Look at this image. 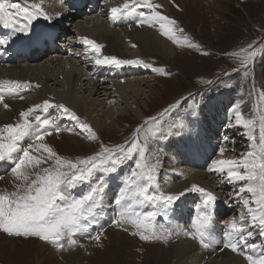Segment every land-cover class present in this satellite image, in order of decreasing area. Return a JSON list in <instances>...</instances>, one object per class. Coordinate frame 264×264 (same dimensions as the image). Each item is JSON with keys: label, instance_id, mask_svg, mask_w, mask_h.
<instances>
[{"label": "snow or ice", "instance_id": "obj_1", "mask_svg": "<svg viewBox=\"0 0 264 264\" xmlns=\"http://www.w3.org/2000/svg\"><path fill=\"white\" fill-rule=\"evenodd\" d=\"M42 3L43 0L40 3L24 0L23 4L0 0V24L12 29L14 33H27L34 20L40 17L51 19ZM161 8L162 5L154 0H125L109 11L113 21L135 17L138 25L158 28L163 36L175 43H182L181 38L189 40V37L183 35L184 30L178 22L163 14L159 10ZM81 42L95 54L94 64L97 66L117 69L125 66L153 68L151 63L140 58L122 59L115 55H102L105 45L88 37H82ZM4 43V40H0V45ZM187 46L197 47L192 43ZM258 52L264 53V47L253 49V45L249 44L229 55L238 61L244 71H248ZM153 70L164 75L170 74L163 68ZM32 87V83L27 81H0V104L5 109L9 108L4 102L6 95L23 100L22 93ZM260 98L264 101V89ZM194 105L193 101L189 107ZM179 106L180 102H177L165 109V112ZM50 110L56 113L55 117L48 115ZM63 118L71 120L75 125L68 131L79 130L82 134L86 133L88 139L99 140L91 126L83 122L76 112L49 99L20 111L15 123L0 126V163L10 162L13 176L20 181L14 191H0V232L15 238H38L57 251L78 246L76 237L88 232L89 224L103 204L106 187L100 180H96L97 174L117 173L126 161L132 160L134 166L123 176L122 186L114 199L117 211L111 219L113 226L126 232L129 231L126 225L130 226L133 229L130 234L145 242L168 243L174 235L182 233L198 242L203 249L212 250L222 245L221 251L230 249L234 253H244L248 264H264V242H249L255 235L252 229L264 238V111L245 116L239 106L235 107L234 126L246 130L244 134L250 141V150L238 159L219 158L210 161V171L221 174L225 182L242 185L237 189L235 198L241 201L244 210L239 213L238 219L233 218L227 224L220 239L215 238L212 231L217 198L196 184L186 190L203 197L195 218L191 220L190 230L179 228L174 231L156 223L159 215L166 214L185 195L183 192L166 194L157 186L160 163L159 160L150 163L154 153L149 144L151 137L166 134L159 120L152 121L153 127L145 134L143 142L134 136L125 144L109 146L101 143L100 150L93 155L72 159L58 154L44 142L53 132L59 134L63 130L58 123ZM229 126H233L231 122ZM25 140L29 141L27 146H24ZM219 151L223 154L225 149L220 148ZM33 152L38 154L34 155ZM41 165L48 166L41 168ZM94 180L95 184L92 183ZM85 185L88 186L86 191L75 194L74 190ZM145 206L153 210H142ZM102 232L103 229L91 236V239L99 243ZM257 249L260 251L257 252ZM245 250L254 254H247Z\"/></svg>", "mask_w": 264, "mask_h": 264}, {"label": "rangeland", "instance_id": "obj_2", "mask_svg": "<svg viewBox=\"0 0 264 264\" xmlns=\"http://www.w3.org/2000/svg\"><path fill=\"white\" fill-rule=\"evenodd\" d=\"M111 1L113 4H115V2L117 4H122L125 2V0ZM196 1L197 4L195 5L194 2L189 3L187 0H183L185 5L184 7L183 2H181V4L179 2L172 4L163 1L164 3H162V8L159 9L163 14L174 18L178 22L179 27L184 30L183 35L190 38L189 40H183L181 38L182 43H175L163 36L164 39L172 42L173 46L176 48V54L173 58L164 59L160 56L153 55L150 57V60H147L142 58L144 51L141 48H138L137 46L132 47L127 45V43L123 47L119 44V46L128 53V56L131 57V55H134V57L132 56L130 59L140 58L147 63H151L153 68L165 69V71L170 73L169 75H164L162 73L155 72L153 68H148L151 72H153L152 75L151 72L149 73L150 75H148L152 78L145 76L148 80V83L146 84L139 85L137 82H135L133 84L135 91L133 90L130 92L129 95L125 97V99L122 98V102L118 97L111 98L112 102H110V100L101 102L102 98L98 102V100L96 101L94 98H92L86 86L85 90H78V93L76 94L77 97L81 98L82 100L87 98L88 108L90 110L94 107L91 106V104L95 103L97 105L91 112V116H88L87 118L85 117L84 122L91 126L93 131L98 135L99 140H90L88 139L86 133L82 134L79 132V130H77V132L80 135H76L74 134V131L70 132L64 125H60L63 126L65 130L61 131L59 134L54 132L52 135L47 136L44 142L52 146L58 152V154L62 156L72 159L83 158L98 152L100 150L101 143L109 146L125 144L126 142L131 141L134 136H138V139L143 142L145 134H147L148 130L153 127L152 121L159 120L166 134L151 137L149 148L151 152L154 153V158L150 159V163H155L157 159H159L160 162L159 153H166V156L170 153V155L173 156L171 152L175 150L174 146H179L177 141H171L166 143V145L163 144L166 142V138L168 137L167 133L171 130L173 133H175L182 127L187 128L186 123L183 122L184 118H188L194 114L200 113L202 110L200 111L199 108L195 107L198 104V101L205 100L202 102V107L206 103L211 102L210 111H212V113H209L208 116L210 117L212 115L210 117L212 120H205V122L203 118L204 124L207 125L209 133L207 132V138L205 137V139L201 140L202 145L213 144V148H216L218 152L220 148H226L227 150L225 152V158H240L241 154H243V152L245 153L244 143L248 144L247 149L250 150V141L244 134L246 130L234 126L235 120L233 119V109L239 106L241 112L245 116L255 115L257 111H264V101H261L260 98V93L262 89H264V53H257L254 64L248 71H244L243 68L240 67L238 61L230 58L229 54L234 51H238L242 47L246 48L249 44L253 45V49L264 47V0ZM154 2L161 4L160 0H154ZM54 3H57V6H59L57 0H54ZM89 3L84 8H89L91 6ZM101 5L102 4H100L98 8L101 7L100 9H104V6ZM88 14L94 16L98 15V17L92 22H87L84 19H78L74 22V25L76 24V26L70 27L71 29L69 30H65V27L67 26H64V31L59 33V35L55 38L57 47L63 49V45H65L63 39L66 37L67 41L69 42L71 40L78 41L79 39L76 38L75 33L78 31L77 29L80 31L83 26H87L89 29L86 30L82 28L81 31L84 32V35H88V37L93 36L95 39L97 31H99L97 29V27L100 25L99 23H101L102 29L107 28L105 22L108 20L110 11L105 10L103 15L98 14V12L96 13V11L90 12ZM65 22L66 21H64V23ZM94 24H97V26ZM77 26H80L81 28H78ZM145 27L151 28L148 26ZM87 32L90 35L85 34ZM133 32L134 31L125 32L122 34V37H127V34L131 35ZM128 40L130 39L128 38ZM188 43L197 45V47H188ZM77 47L78 44L71 45L69 49L74 50ZM115 50L118 52V47H115ZM47 51L49 50L47 49ZM59 53L62 54L63 52ZM47 54H50V52H47ZM67 54H70V52H67ZM46 56L45 58H39L35 63L43 64L45 59H48ZM115 56L119 58L118 55ZM49 57L51 58V56ZM51 66H55V69H59L60 67L58 65L56 66L55 64H51ZM238 68H240L239 71H237ZM138 72L139 71H137V73ZM139 76L140 75L138 73V77ZM132 78L135 77L132 75H124L123 78H120L117 81H125L126 79ZM63 79V76H60L58 82L63 81ZM93 81L98 84L97 80ZM205 81H211V83H205ZM84 82V84L87 85L93 83L92 81ZM53 87L58 90H70L69 84L66 81L64 83H60L59 85H53ZM32 95V92H30L28 97H31ZM217 96H221V98ZM54 97L55 96L53 95L51 98ZM127 98L129 99L126 100ZM18 99L21 100L19 97L13 96L9 99V102H14ZM193 101L195 102V105L194 107L190 108L189 105L192 104ZM177 102H180V106L178 108H171L170 111L167 113L165 112V109H168L172 105H176ZM104 103H106L105 107L103 106ZM212 106L214 108L213 110ZM102 107L110 109V113H104L101 110ZM73 110L76 111V109ZM132 110L137 114L132 112ZM76 112H78V110ZM217 112H219L220 115ZM223 112H226L228 115H230L227 117V119L224 118L225 122H222V120L219 121L222 116L225 117ZM136 115H139V117ZM213 118H216V120L214 121ZM18 119L19 114L13 123H15ZM178 122H181L182 124H177ZM221 122L223 123V126L229 129L228 131L224 130L221 134H218L219 131L217 128H219ZM229 122H231V125L233 126H229ZM138 129L139 132H137ZM68 136L75 137L78 143L73 142V140L68 138ZM33 154L37 155L38 153L33 152ZM164 157L165 155H162V160L164 159L163 161L166 160ZM129 162H132V160L126 161L123 167L125 168ZM168 163L169 162H167V165ZM47 166L48 165H41V168ZM177 166L179 169L181 164L178 163ZM124 168L121 166L119 172H124ZM164 172L168 174V171H163V175ZM127 173L128 171L126 170L125 174ZM117 174L118 172L114 174L98 173L96 180H100L102 183H104L107 189L111 176ZM7 179L10 180L8 181ZM221 179L222 178H219V180ZM96 180H94L93 184L96 183ZM111 180L112 183L108 186L110 190L112 189V184L118 183L119 177H112ZM183 180L184 179L177 177L174 178V183H172L174 187L172 188L175 189L181 187V185L183 186L184 182L181 183ZM208 180L209 179H207V177L205 179L204 175L199 174L197 185H200V182L209 185L212 183L211 185L213 187L211 186L210 190L217 186V183L213 179V181ZM223 182L225 185L228 183L225 182V178H223ZM18 183H20V181L16 180L13 174H9L7 177L5 176L0 178V191H14ZM178 183H180V185ZM121 186L122 183H119L118 189ZM240 186L242 185L234 184V187L237 189ZM190 188L191 187L183 188L184 190L182 192L189 196V199L185 202L183 198L184 196H181L183 199L180 197V199L175 202V206H178L177 210H179L181 206L179 202L182 201L185 204L191 203L190 205L193 208L196 207L192 204L191 198L196 197L195 194H200L186 191ZM226 189L230 190L229 192L232 193L228 194L229 192L225 189L221 192H219V190L213 191L217 198L216 204L221 205L219 210H221L220 213L223 215L219 219L216 218L217 224L220 225L221 223L223 227L222 231L219 232L220 234H222V232L225 230L227 226L226 223H229L233 218H239V213L241 212L239 209L243 208V205L239 199L238 201L240 204L236 207L233 206L235 205V199L232 200L231 196H235L237 190L233 192L232 187H228ZM110 190L108 193L114 194V192ZM114 199L115 198L111 197L113 202ZM198 200L202 202L200 198H198ZM198 206H200L199 203ZM228 207L232 208V210L234 209L233 212H227V210H231ZM142 210H151V207L145 206ZM116 211L117 206H113V209L108 208L106 212L115 214ZM178 215L179 211H177L175 217H173L174 220H179L182 225L187 226V221L179 219ZM190 219H192V216H190ZM161 221L162 217H157V222ZM217 224H214L212 228L219 227ZM158 226L172 229L164 223L158 224ZM99 227L100 229L105 230L103 232L104 234L102 233L101 235L102 239L99 243L92 239L91 242H84L81 245L79 243L78 246L71 248L67 247L62 251H57L52 245L49 244L51 246L50 247L47 243L41 241L38 238H15L0 232V264H170L169 258H172L171 249L172 245L176 242L177 238H175V236L177 237V235L173 236L168 243L145 242L140 240L139 237L131 235L130 232L133 229L130 228L129 231L126 232L122 229L116 228L111 223L107 224L103 222L100 223ZM126 227L130 226L126 225ZM110 229L115 230L113 235L109 231ZM82 235L83 234L78 235L77 237ZM121 237L122 242L120 240ZM256 240L257 243H261L262 238L256 237ZM43 243L44 246L42 245ZM219 247H221V245L212 250H201L217 251L220 249ZM246 251L249 250H245V252ZM234 254L235 256L237 255L240 257L245 262V264L247 263V260L244 259V253L236 252ZM247 254H251V252L249 251ZM173 262L175 263V259Z\"/></svg>", "mask_w": 264, "mask_h": 264}, {"label": "bare ground", "instance_id": "obj_3", "mask_svg": "<svg viewBox=\"0 0 264 264\" xmlns=\"http://www.w3.org/2000/svg\"><path fill=\"white\" fill-rule=\"evenodd\" d=\"M56 1V0H55ZM57 3H54V0H43L42 6L45 9V12L48 14V16L51 17V19H44L43 17H40L36 20L33 21V23L30 26V30L27 33H20V32H13L12 29L5 28L3 27L2 24H0V35H7L5 38L4 36H1L0 40H4L5 43L3 45H0V81L2 80H19L22 82H31L33 87L29 90H26L25 92L22 93L24 96L23 100H15L14 102L10 101L9 99L12 98L13 96H5V103L9 105V108L5 109L3 107V104H0V126H2L5 123H13L15 118L18 116L19 112L22 110H26L28 107L32 106L33 104L36 103H41L44 99H49L52 100L54 103H61L66 105L67 107H71L72 111L76 112V114L81 118V120L84 122L85 117L87 118L88 116H91V112L95 109L97 106L95 103L91 104V106H94L93 109L88 108V99L84 98L83 100L79 97H77L78 90H85V86L87 87L88 92L94 98V100L100 101L102 98L101 102H105L106 100H110L111 98H119L120 101L122 102V98L125 99L129 95L130 92L134 90V83L137 82L139 85L141 84H146L148 83L147 79L145 76L148 78L151 76L149 73L151 72L149 69L152 68H143L139 67L136 68L135 66H125L122 68H113L109 66H97L94 64V56L95 54L92 53L87 47L81 42L82 37H88V35H84V32L81 31L82 28L89 30L87 26H83L82 28L80 26H77L78 28H81V33L79 29H76V38H78V41L71 40L70 42L67 41V37L64 38V44L63 49L55 47L54 50H49L50 54H47V49L42 52L39 50H31L30 56H25L23 59V62L19 61H14V60H8L7 57L3 59L2 52L4 49H9L12 50L13 47H20L21 45H26L29 46L33 44L34 42L37 41H43L47 37H55L57 36L56 33L60 31L62 33L64 31L63 27H65V30L71 29L70 27L76 26L74 25V22L76 20H86L87 22H92L93 20H96L97 16L84 13L81 15H75L76 12L70 11L65 5L61 3L60 0ZM167 3H180L183 2V0H160V3L164 2ZM189 3L194 2L195 5L197 4V1L194 0H187ZM14 3H20L23 4L24 0H12ZM41 0H28V3H40ZM193 3V4H194ZM123 4V3H122ZM121 4H115L112 3L111 0H107L104 2V9H92L91 12L96 11L98 14L103 15L105 13L106 9H109L111 7H116ZM170 5V4H169ZM184 2H183V7H184ZM99 7V6H98ZM85 10V8H83ZM61 11V12H57ZM128 20L127 22H124L125 20ZM105 20V19H103ZM64 21H66L64 23ZM123 26L116 27V26H111L108 24V20L105 22L107 28L102 29L101 23L97 27L99 31H97L96 34V39L93 36H90L88 38L94 39L95 41L105 45V49L103 48L102 50V55H118L119 58L122 59H130L134 55L128 56V53L124 51L123 48L120 46H124L126 43L127 45H130L133 47V45H136L138 48H141L144 51V55L142 58H145L147 60H150V57L153 55L160 56L164 59H171L175 56L176 54V48L173 46L172 42L169 40H166L163 38V35L159 32L158 28H146L144 26L138 25L136 23V18L135 17H125L121 18L118 20ZM82 22V21H81ZM78 23V22H76ZM85 23V22H83ZM96 23V22H95ZM97 26V24H94ZM104 26V25H103ZM149 27V26H148ZM75 29V30H76ZM124 30V31H123ZM128 31H134L133 34L129 35L127 34V37H122V34ZM85 34H89L88 32ZM14 35H17L15 37ZM90 35V34H89ZM71 37V36H70ZM128 38L130 40H128ZM44 43V42H42ZM78 44V47L75 48L74 50L70 51V54H67V51L69 50V47L71 45H76ZM120 44V46H119ZM62 45V44H61ZM115 47H118V52L115 50ZM23 50V49H22ZM38 52V54H36ZM59 52H63L60 54ZM9 54H12L11 52ZM47 55V56H46ZM48 57V59H45V62L47 63H35L39 58ZM51 56V58L49 57ZM52 65H58L60 66L59 69H55V66ZM127 68V69H126ZM139 71V77L138 73ZM54 72V73H53ZM56 72V73H55ZM53 73V74H52ZM153 72H151V75ZM124 75H132L135 78L132 79H126L117 81L120 78H123ZM144 75V76H143ZM60 76H63V81L58 82V79ZM58 78V79H57ZM152 78V77H151ZM146 79V80H144ZM156 79V78H155ZM93 80H97L98 84L94 82ZM67 82L69 84L70 90H58L53 87V85H59L60 83ZM84 81H92L90 85L84 84ZM145 81V82H143ZM51 82V83H50ZM143 82V83H142ZM87 83V82H86ZM128 83V84H126ZM39 84L40 87H35V85ZM135 91V90H134ZM32 92V96L28 97L29 93ZM87 92V91H84ZM139 93V92H138ZM55 96L54 98L53 95ZM86 94V93H84ZM132 94V93H131ZM134 95V94H133ZM137 95V94H136ZM219 97V96H217ZM215 97V98H217ZM132 98V97H131ZM221 98V96L219 97ZM127 98L126 100H128ZM208 100V99H207ZM119 101V102H120ZM205 101V100H203ZM200 101L195 108L200 109V113L194 114L191 117L184 118V123H186L187 128H181L178 131H173L171 130L170 132L167 133V138L166 142L163 143L166 145V143H169L171 141H177L179 143V146H174V149L171 153L173 154L170 155V153L166 156V153H159V158H160V167L157 169V186L160 191H163L166 194H175V193H182L184 190L183 188L191 187L193 184L197 185V179L200 175H204L205 179H209L208 181H211L212 179L217 183V186L214 187L213 189L210 190V187L212 186L211 184H205L200 182V187L206 189L209 192H212L214 195L215 193L213 191L219 190L221 192L222 190L230 191L227 190L226 188L232 187L233 192L237 190V188L234 187V183L228 182L226 185L223 182V176L219 173H215L213 171H210V161L212 159H219V158H225V152L226 148L223 154L218 152L216 148H213V144L211 145H205L202 146L201 140L204 139L205 137H208V128L207 125L204 124L205 120H212L208 116L209 113H212L210 111L211 108V102L206 103L202 107V102ZM100 102V103H101ZM59 103V104H60ZM91 103V102H90ZM107 103V102H106ZM104 103V107L106 105ZM98 104V103H97ZM103 104V103H102ZM88 108V109H86ZM223 108V107H222ZM73 109H76L73 110ZM102 107V111L105 113H110V109H106ZM212 106V110H213ZM80 111V112H79ZM131 111V110H130ZM132 112L136 113L135 111L132 110ZM219 115L220 113L217 112ZM225 117H221L220 120L222 122H225V119L229 117L226 112H223ZM221 113V114H223ZM229 113V112H228ZM39 114V113H37ZM137 114V113H136ZM51 117H55L56 113L50 110V113L48 114ZM139 117V115H136ZM220 117V116H219ZM218 117V118H219ZM204 118V121H203ZM223 118V119H222ZM225 118V119H224ZM214 121L216 118H213ZM227 121V120H226ZM206 122V121H205ZM220 123L219 128L217 130L219 131L218 134H221L222 131H228V129L223 126V123ZM60 125H64L67 129L69 128H74L75 125L74 123L67 119L63 118L58 121ZM195 123V125H194ZM214 123V122H213ZM218 123V122H217ZM177 124H182L181 122H178ZM212 124V122H211ZM227 124V123H226ZM225 124V125H226ZM176 125V124H175ZM219 125V124H217ZM211 127V126H210ZM63 130L64 127L61 126ZM97 129V128H96ZM62 130V131H63ZM215 130V129H214ZM216 131V130H215ZM73 132V131H70ZM208 132V133H207ZM54 133V132H53ZM232 133V132H230ZM74 134L80 135L77 131H74ZM180 134V136H179ZM178 135V136H177ZM213 137V136H212ZM217 137V136H216ZM73 142H77L76 138L73 136H68ZM218 140V139H217ZM227 140V139H226ZM211 141V140H210ZM221 141V140H220ZM230 141V140H229ZM163 142V140H162ZM245 142V141H243ZM27 143H29L28 140L24 141V146H27ZM78 143V142H77ZM235 143V142H234ZM233 143V144H234ZM173 144V143H172ZM177 145V143H176ZM222 145V144H221ZM239 145V143H238ZM245 153L247 152L248 144H245ZM212 146V149H211ZM235 146V145H233ZM225 147V145H224ZM169 148V147H168ZM223 148V147H222ZM172 149V148H171ZM243 149V148H242ZM247 149V150H246ZM249 151V150H248ZM156 152V151H155ZM162 152V151H161ZM238 152V151H236ZM240 152V151H239ZM244 153V152H243ZM162 155H165V161L162 160ZM182 155V156H181ZM156 156V155H155ZM224 156V157H223ZM183 158V159H182ZM186 158V159H185ZM234 158V157H233ZM159 160V159H157ZM167 162L168 165H167ZM181 164V166L178 169L177 164ZM133 161L129 162L123 170L124 172H119V181L118 183L112 184V189L110 191H113L114 194H104V199H103V204L109 206L111 209H113L112 203H114L111 200L112 198H115L114 195L117 193L116 188H118V184L122 182L123 176L126 173V170L129 172V170L133 167ZM186 166V167H185ZM11 163H0V178L7 177V175L12 174L11 172ZM163 171H168V174L164 172V175L162 174ZM163 175V176H162ZM186 176V178H185ZM181 178L184 179L181 183L184 182V185L178 188H172L174 187L172 183H174V178ZM219 178H222L219 180ZM8 181L10 179H7ZM179 180V179H178ZM212 180V181H213ZM206 181V182H208ZM180 185V183H178ZM177 185V184H175ZM178 186V185H177ZM213 187V186H212ZM221 187V190H220ZM88 186H83L82 189L86 191ZM75 192V191H74ZM232 192H229L230 194ZM76 194V193H75ZM219 195V194H218ZM184 196V197H183ZM182 197L184 198V201L189 199V196L183 195ZM186 196V197H185ZM196 197H199L200 200H203V197L198 194H195ZM181 197V198H182ZM196 197L191 198L192 201H196L201 205L202 202L196 199ZM218 197V196H217ZM232 200H234V207L238 206L240 202L238 201L235 196H231ZM182 198V199H183ZM220 199V198H219ZM182 203V208L179 209V218L184 220H187V218L190 215H193L195 218L197 214L198 207L193 208L191 205ZM175 206V204H174ZM173 206V207H174ZM170 208L166 214L162 213L161 216L164 217V224L167 226L171 227L172 230L176 231L179 228H187L190 230V223L191 221L188 220V227L182 226L180 223H177L172 219L173 216L177 213V205L174 207V209ZM221 205L215 204V209H214V220L213 224H217L216 218H220L223 215L220 213L221 210H219ZM226 208V206H225ZM229 208V207H228ZM103 209V205L100 209L97 210L95 216H103V213L101 214L100 210ZM192 209V210H191ZM231 210H227V212H233L232 208H229ZM243 208H240L239 211H242ZM176 211V213H175ZM225 214V213H224ZM113 213L106 212V216L102 217V220H98V222H103V223H111V219L113 217ZM168 216V219H167ZM157 223V222H156ZM228 224V223H226ZM218 225V224H217ZM97 223L96 222H91L88 227V232L83 234L84 236L82 239L79 240L80 245L83 244L84 242H91V236H95L98 232H100V228H97ZM219 227H213L212 231L215 235V238L220 239L221 234L219 232L222 231L223 227L220 223L218 225ZM132 229L131 227H128ZM226 230V228H225ZM253 232L255 233L254 238H252L249 242L250 243H256V244H262L264 242V238H262L261 243H257L256 237H259L258 233L256 232L255 229ZM105 230L103 229V232ZM112 235L114 234L115 230L110 229L109 230ZM124 231V230H123ZM102 232V233H103ZM104 234V233H103ZM175 236V235H174ZM78 239V237H76ZM176 242L172 245L171 253H172V258H169L170 264H245V262L238 257L237 255L235 256L234 252H232L230 249H224L220 250L218 249L217 251H203L206 249H203L198 242L193 241L189 237H186L182 233L180 235L175 236ZM102 239V237H101ZM94 240V239H93ZM121 242H122V237H121ZM119 240V241H120ZM48 244V243H47ZM44 246V243L42 244ZM49 245V244H48ZM50 246V245H49ZM51 247V246H50ZM217 247V246H216ZM215 247V248H216ZM54 248V247H53ZM67 248V247H66ZM203 249V250H201ZM163 251V250H162ZM260 251V249H257V252ZM163 253V252H162ZM239 253V252H238ZM254 254V253H251ZM170 256V255H166ZM240 256V255H239ZM175 259V263L173 262ZM246 259V258H244ZM172 260V261H171ZM248 264V261L247 263Z\"/></svg>", "mask_w": 264, "mask_h": 264}]
</instances>
